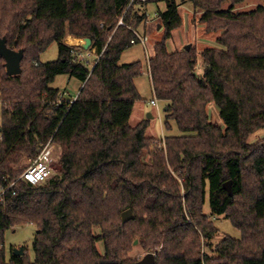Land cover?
I'll list each match as a JSON object with an SVG mask.
<instances>
[{"label":"trees","instance_id":"16d2710c","mask_svg":"<svg viewBox=\"0 0 264 264\" xmlns=\"http://www.w3.org/2000/svg\"><path fill=\"white\" fill-rule=\"evenodd\" d=\"M129 1L0 0V37L24 52L22 73L12 77L0 56V191L15 182L0 199V264H139L126 257L135 239L156 264H264V139L248 142L264 128V4L189 0L206 32H221V48L172 52L181 4L147 0L127 9ZM151 2L167 5L148 61L153 94L165 103L166 130L174 121L182 134L163 140L148 137L150 121L131 125L143 64H120ZM69 36L90 39L89 50L65 43ZM53 44L58 60L42 63ZM92 50L100 55L94 66L80 58ZM59 75L82 82L75 99L59 103ZM211 104L225 129L212 123ZM50 141L62 152L61 171L40 185L19 180L22 163ZM129 209L134 218L123 223ZM222 215L242 238H224L213 258L203 247L218 233L211 218ZM28 225L37 231L34 260L27 251L8 257L7 231Z\"/></svg>","mask_w":264,"mask_h":264},{"label":"rangeland","instance_id":"374dc122","mask_svg":"<svg viewBox=\"0 0 264 264\" xmlns=\"http://www.w3.org/2000/svg\"><path fill=\"white\" fill-rule=\"evenodd\" d=\"M177 3L181 4L180 12L183 17L184 24L180 29H177L173 32V37L170 40H168V44H167L168 49L170 51H175V50L180 51L182 49H185L186 45L187 46L190 45L191 48H195L197 49V51H203L206 48H213V47L221 48L217 42V37L221 35V32L208 34L206 32V24L200 21L201 14L199 12L197 13L194 12L191 4L189 3V0H177ZM259 3L264 4V0H247L242 5V8L249 9L256 6ZM165 5L166 3L157 5L154 2H151L148 5L149 11L146 22L140 25L141 27L139 28L138 32H141L143 34L146 32L145 29L148 27L147 34L149 36V43L147 44V46L141 43L134 45L132 48H130L129 50L123 53V55L121 56L122 58L120 60V64H131V63H136V61H141L143 64L144 74L136 79V87L139 89L141 100L137 101L136 103V107L133 116L131 118L132 120L131 125L133 127L137 126L139 121L138 118L140 116V110L143 109L145 111V114L154 113L155 116L152 122V126H150L149 129L147 130V134L148 135L156 134L159 137L158 140H163L164 139L163 137L169 135H176V136L182 135L174 121H171L172 129L169 131L166 130L165 128L166 119L164 117L165 104L157 100L158 107H152L150 103V101L155 99V97L153 94L150 73L148 72V61H149V56L153 54V49L155 44L160 42V39L162 38L164 33V28L161 25V20L160 19L156 20V18L159 10L162 12L163 10L164 11L166 10ZM149 20H151L152 22H150ZM69 37L65 39V43L70 42V39H68ZM84 40L85 39H80L81 45L78 46L83 47V45L86 44L84 43ZM67 44L72 46L69 43ZM85 54L87 53H83L81 55H85ZM58 55H59L58 44H53L48 50L42 53V55L40 56V60L42 63L54 62L58 60ZM95 61L96 59L93 56H91L89 63L92 65L93 63H95ZM83 62L85 61L83 60ZM196 71L198 75L203 74L202 56L199 57V63ZM81 85L82 82L76 77L72 78L69 75H59V77L52 84V87L58 90L60 89L62 91H67L69 94L68 98L75 99L80 93L79 89ZM1 108L2 107L0 105V126H1ZM209 114L212 123L214 124L216 123L220 125L223 129H225L223 120L220 117L219 108L217 107L216 104H211L209 106ZM144 117L146 116L144 115ZM144 121H150V120H144ZM263 139H264V128L255 131V133L251 134L248 138V142L250 144H256L258 142L263 141ZM51 148L53 151V156L55 158L53 164V168H54L53 177H54L61 171L60 159L62 152L56 144H53ZM31 161L32 160L24 161L22 163V166L26 168ZM203 211H205L207 215L209 216L211 215L209 195L207 197ZM211 219L214 223V226H216V228L218 229V233L211 241H209L210 242L209 244L203 247V253L209 255L210 257L217 258L215 249L219 245L220 241H222L226 237L239 240L242 238V233L237 227L233 226L230 220L227 219V217L224 215ZM36 233H37L36 228L33 225L20 226V227H16V229L14 230L7 231L5 235V247H6L7 256L10 257L11 254H14L15 250L24 247L25 253L27 251L30 259L34 260L35 252H34L33 242L35 240ZM97 245L100 253L104 254L105 252L104 245L102 243H97ZM149 253L155 254L154 252H149L145 250L142 244H140L139 239H135L132 242L131 250L126 254V257L127 259L132 261V263H139L141 262L142 258Z\"/></svg>","mask_w":264,"mask_h":264},{"label":"built area","instance_id":"2783aa9c","mask_svg":"<svg viewBox=\"0 0 264 264\" xmlns=\"http://www.w3.org/2000/svg\"><path fill=\"white\" fill-rule=\"evenodd\" d=\"M134 2H147V0H130L129 4L127 6V9L134 4ZM126 9V10H127ZM123 24V20L120 19L119 24L118 25H122ZM138 36V40L136 41H132L133 45H136L138 43H141L143 45H146L149 41H148V37L146 36H141L139 34H137ZM92 52L89 51L87 54L85 55H81V59L84 60L86 63L90 62V57L92 56ZM84 59H83V58ZM95 58L96 61L95 63L92 64V66L96 65L97 61L100 60V55H97L95 53ZM68 92L67 91H62L60 94V99H59V103L61 102V100L63 98H68ZM152 106L154 107H158V103H157V99H153L151 101ZM54 143L52 141H50L45 148L40 152V154L30 162V164L25 168V170L23 171V173L21 174V176L19 177V180H22L24 182H26L27 184H33V185H40L44 182H46L47 180H50L53 178V174H54V168H53V164L55 161V158L53 156V151L51 146ZM15 186V182L14 183H10L8 187H2L1 191H0V199L2 197H4V195L6 194V192L13 188Z\"/></svg>","mask_w":264,"mask_h":264},{"label":"water","instance_id":"95a60500","mask_svg":"<svg viewBox=\"0 0 264 264\" xmlns=\"http://www.w3.org/2000/svg\"><path fill=\"white\" fill-rule=\"evenodd\" d=\"M83 47L85 50H89L91 46V40L85 39L84 40ZM191 47L188 45L185 47V49H190ZM0 56L6 61V73L8 76H17L22 73V62L24 58V52L23 50L16 51L13 49H10L7 45L6 38L0 37ZM225 190L228 192L230 196L232 195V182H229L225 184ZM134 218V215L132 211L126 210L123 214V223L128 222ZM25 254V248L22 247L20 249L15 250L14 256H22ZM157 259L155 254L149 253L145 257L142 258L141 262L139 264H156Z\"/></svg>","mask_w":264,"mask_h":264},{"label":"crops","instance_id":"0c3cea01","mask_svg":"<svg viewBox=\"0 0 264 264\" xmlns=\"http://www.w3.org/2000/svg\"><path fill=\"white\" fill-rule=\"evenodd\" d=\"M158 4H165V3H158ZM157 4V5H158ZM167 7V5H165V8ZM158 9H160V8H158ZM147 10H148V7H147ZM149 11V10H148ZM160 11V10H159ZM166 11V10H165ZM164 10H163V12H165ZM162 12V11H161ZM159 17V14L157 15V18H156V20H159L160 18H158ZM150 22H152L151 20H149ZM149 24V23H148ZM183 24H184V21H183ZM182 24V25H183ZM194 26V25H193ZM195 27V26H194ZM148 28V27H147ZM147 28L145 29V33H141V32H137L139 35H143V36H146V37H148V41H149V36H148V34H147ZM68 39H74V40H76V42H74V43H70V42H67V43H69V44H71L72 46L73 45H81V41H80V39H77V38H75V37H69ZM149 43V42H148ZM147 43V44H148ZM147 44L145 45V46H147ZM144 46V47H145ZM187 46V45H186ZM190 46V45H189ZM175 51H179V50H175ZM93 54H92V56L95 58V53H96V50H92L91 51ZM173 52V51H172ZM154 55V49H153V54L151 55V56H149V60L152 58V56ZM96 59V58H95ZM81 87H82V85H81ZM81 87H80V89H81ZM79 89V90H80ZM81 91V90H80ZM69 96V95H68ZM150 103H151V101H150ZM165 104V103H164ZM151 105H152V103H151ZM152 107H154V106H152ZM164 111H166V108H164ZM144 115L146 116V117H144ZM154 113H148V114H145V111L142 109V110H140V116H139V121H138V124L140 123V122H142V121H144V120H150L151 121V123H150V126H152V122H153V119H154ZM145 118V119H144ZM132 121V120H131ZM137 124V125H138ZM149 126V127H150ZM149 129V128H148ZM1 131V130H0ZM147 134V133H146ZM148 135V134H147ZM0 137H1V135H0ZM148 137H152V138H154V137H157V138H159L156 134H154V135H148ZM163 138H165V137H163Z\"/></svg>","mask_w":264,"mask_h":264},{"label":"bare ground","instance_id":"6f19581e","mask_svg":"<svg viewBox=\"0 0 264 264\" xmlns=\"http://www.w3.org/2000/svg\"><path fill=\"white\" fill-rule=\"evenodd\" d=\"M74 42H76V40H74V39H73V40H72V39H70V43H74Z\"/></svg>","mask_w":264,"mask_h":264}]
</instances>
